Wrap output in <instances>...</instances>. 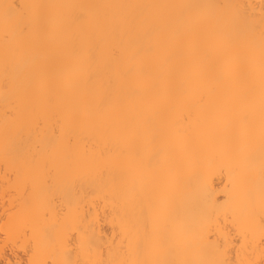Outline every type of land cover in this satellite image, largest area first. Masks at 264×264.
I'll list each match as a JSON object with an SVG mask.
<instances>
[{
  "label": "bare ground",
  "instance_id": "obj_1",
  "mask_svg": "<svg viewBox=\"0 0 264 264\" xmlns=\"http://www.w3.org/2000/svg\"><path fill=\"white\" fill-rule=\"evenodd\" d=\"M1 200L0 264H264V0H0Z\"/></svg>",
  "mask_w": 264,
  "mask_h": 264
},
{
  "label": "rangeland",
  "instance_id": "obj_2",
  "mask_svg": "<svg viewBox=\"0 0 264 264\" xmlns=\"http://www.w3.org/2000/svg\"><path fill=\"white\" fill-rule=\"evenodd\" d=\"M1 201H2V202H0L1 204H2L3 202L6 203V202H5L6 200H5V201H4V200H1ZM26 202H27V201H26ZM26 202H25V203H26ZM8 203H12V206L15 205L14 202H8ZM28 203L31 204L30 202H28ZM29 204H28V205H29ZM2 205H4V204H2ZM7 205H8V204H7ZM26 205H27V203H26ZM26 205L24 204V207H26V208L28 207L27 209L29 210V209H30L29 206H28V205L26 206ZM32 205H34V203H32ZM36 205H38V203L34 205V206L36 207V208L34 207V209H32L33 206L31 207L32 213L35 212L34 214H36L37 212H38V213L40 212V211L37 210L38 208H37ZM5 206H6V205H4L3 207L0 206V211H1V209L4 208ZM9 206H10V205H9ZM1 207H2V208H1ZM6 207H7V206H6ZM38 207H39V210H41V209H40V206H38ZM7 209H8V208H6V210H7ZM9 209H11V207H10ZM35 209H36L37 211H34ZM28 210H27V211H28ZM28 212H29V211H28ZM1 213H3V214H1L2 217L4 216V214H6V213H5V210H4V212H1ZM7 213H8V211H7ZM32 213L29 212V214H32ZM40 213H41V212H40ZM40 213H39V214H40ZM39 214H36V215H39ZM32 215H33V214H32ZM2 217L0 216V224H2L3 219H4V218H2ZM4 217H5V216H4ZM0 232H1V231H0ZM2 235H3V237H4L5 234L0 233V244L3 243V244H1V245H5V246H2L3 248L5 247V248L3 249V251L5 250V252L8 253V254H7V253L4 252V254H5V255H8V256H10L11 253H12V255H15V256H16V255H20L21 257H20V256H18V257H20V258L23 259L22 254H23L24 257H25V254H24L25 252L22 251L24 248L22 249V248L20 247L22 250H21V249H15V248H19V246H20V245L17 246V245H18V244H17V243H18V239L16 240L17 242H15V240L13 239V240H14V243H16L15 245L12 244L13 242H12V243L10 242L12 239L9 240V241H7V244H6L5 239L2 237ZM18 237H21V238H22V236H18ZM25 237H26V236H25ZM2 239H3V240H2ZM15 239H16V238H15ZM22 239H23V238H22ZM22 239H21V240H22ZM13 240H12V241H13ZM1 241H2V242H1ZM20 242L22 243V241H20ZM21 243H20V244H21ZM10 245H11V247H10ZM22 245H23V247H24V244H22ZM2 247H1V248H2ZM25 247H26V246H25ZM9 248H11L12 250L9 249ZM24 250H25V249H24ZM14 251H15V252H14ZM9 252H10V253H9ZM22 252H24V253H22ZM13 253H14V254H13ZM16 253H17V254H16ZM4 254H3V255H4ZM12 255H11V256H12ZM0 260H1V259H0ZM0 262H1V261H0Z\"/></svg>",
  "mask_w": 264,
  "mask_h": 264
}]
</instances>
